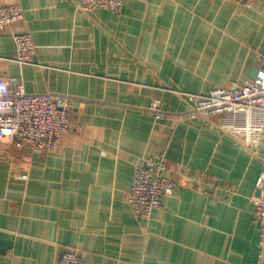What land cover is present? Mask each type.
Returning <instances> with one entry per match:
<instances>
[{
    "label": "crops",
    "instance_id": "1",
    "mask_svg": "<svg viewBox=\"0 0 264 264\" xmlns=\"http://www.w3.org/2000/svg\"><path fill=\"white\" fill-rule=\"evenodd\" d=\"M0 0L24 18L0 29V77L27 93L74 99L70 131L48 152L0 140V264H256L254 220L264 142L221 133L217 116L188 119L185 93L236 89L264 58V0ZM30 33L32 63L15 61ZM160 100L166 118L149 108ZM165 151L181 185L149 218L127 201L137 160ZM191 172L206 186L188 183ZM227 188L214 189L212 182Z\"/></svg>",
    "mask_w": 264,
    "mask_h": 264
},
{
    "label": "built area",
    "instance_id": "2",
    "mask_svg": "<svg viewBox=\"0 0 264 264\" xmlns=\"http://www.w3.org/2000/svg\"><path fill=\"white\" fill-rule=\"evenodd\" d=\"M248 5L256 0H237ZM123 0H82L79 9L90 11L102 8L120 11ZM24 11L19 5L0 7V29L22 20ZM15 61L32 63L37 47L30 33L14 35ZM188 119L219 118L216 128L244 148L253 150L264 142V58L255 78L236 89L216 88L206 95L185 93ZM74 99L60 94L27 93L17 77H0V140L11 141L16 148H27L32 153L51 151L55 143L70 131L69 113ZM158 119L166 118L161 101L155 100L150 108ZM264 152V151H263ZM188 183L203 190L206 175L191 172ZM181 185L172 170L165 151L148 153L135 163L132 188L127 201L135 213L149 218L160 208L165 196L172 195ZM214 189H227L221 182H212ZM256 187L259 196L254 200V220L260 225V242L256 264H264V153L263 168ZM55 264H86L74 251L58 254Z\"/></svg>",
    "mask_w": 264,
    "mask_h": 264
}]
</instances>
